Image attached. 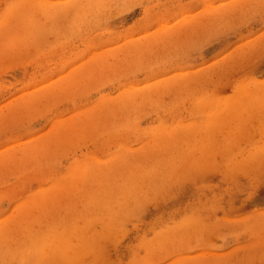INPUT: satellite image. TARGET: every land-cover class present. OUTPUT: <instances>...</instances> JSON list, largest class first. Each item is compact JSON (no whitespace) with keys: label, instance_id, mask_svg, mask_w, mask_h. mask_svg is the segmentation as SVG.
I'll return each instance as SVG.
<instances>
[{"label":"rangeland","instance_id":"374dc122","mask_svg":"<svg viewBox=\"0 0 264 264\" xmlns=\"http://www.w3.org/2000/svg\"><path fill=\"white\" fill-rule=\"evenodd\" d=\"M0 264H264V0H0Z\"/></svg>","mask_w":264,"mask_h":264},{"label":"bare ground","instance_id":"6f19581e","mask_svg":"<svg viewBox=\"0 0 264 264\" xmlns=\"http://www.w3.org/2000/svg\"><path fill=\"white\" fill-rule=\"evenodd\" d=\"M69 2H70V1H69ZM75 4H76V3H75ZM70 6H71V8H72V5H70ZM73 6H74V5H73ZM76 6H77V5H76ZM76 6H75V9L78 8V7H76ZM68 8H69V7H68ZM79 8H80V7H79ZM79 8H78V9H79ZM72 9H74V7H73ZM76 10H77V9H76ZM72 12H73V11H72ZM74 13H75V12H74ZM52 15H53V14H52ZM50 17H51V16H50ZM52 18H53V17H52ZM175 21H176V20H175ZM121 45H122V44H121ZM119 47H120V46H119ZM118 49H119V48H118ZM129 91H131V90H129ZM156 131H157V130H156ZM158 131H159V130H158ZM122 161H123V160H122ZM122 163H123V162H122ZM72 171H73V170H72ZM68 180H69V179H68ZM64 182H65V181H64ZM108 206H109V205H108ZM39 240H40V239H39ZM43 244H44V243H43ZM46 244H47V243H46ZM52 249H53V248H52ZM54 250H55V249H54ZM56 250H57V249H56ZM53 252H54V251H53ZM50 254H51V253H50ZM19 257H20V256H19Z\"/></svg>","mask_w":264,"mask_h":264}]
</instances>
